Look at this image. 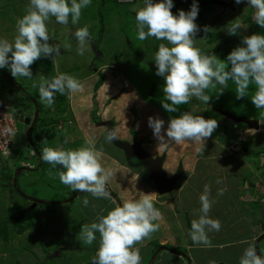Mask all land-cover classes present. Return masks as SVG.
<instances>
[{"label": "rangeland", "instance_id": "1", "mask_svg": "<svg viewBox=\"0 0 264 264\" xmlns=\"http://www.w3.org/2000/svg\"><path fill=\"white\" fill-rule=\"evenodd\" d=\"M104 1L105 2L101 4V0H92L91 5L82 10V15L77 25H72L71 22H69L67 27L62 26L56 23L54 17L48 22L49 33L53 38H50L49 43H59L61 45L60 57L58 59L59 61L61 60L62 68L66 69V74L72 75L78 80L85 76V81L89 84L94 83L98 79V73L89 77L85 75V73L88 72V65L95 67L98 64V59L96 58L95 60L93 58L95 55L94 47H96L103 55L99 64H102L103 61V63L105 62L106 64L114 65L120 70V73L117 70L115 71L119 80L122 81L123 79L125 82L128 80L129 83H133L132 86L134 89L132 88V90L135 93L134 101H142L139 96H137V94H140L144 97L145 101H149V104H152L154 107H158V105L161 106L162 109H159L162 112L164 110L165 114L169 117L172 115L177 117L176 115L179 116L182 112H190L193 115H201L205 119H216L219 126L213 132L212 136L206 139L205 143L207 142L213 145L214 141L220 138L219 141H221V145L219 148L222 147L223 150V155L221 156L223 161L226 157H229L230 160V157H232V159H237V153H241L242 149L247 146H249L252 151L259 152V150H254L252 147L253 145H250V143L256 144L261 141L264 142V133H258L253 136L248 133L249 126L247 124L236 121L223 114V111H229L237 116L241 115L249 117L250 119L259 120L261 118L260 113L264 112V109H257L250 99L251 95L254 93V87L250 86L249 96L237 99L235 93L236 85L233 81L229 80L228 87L223 89V93L217 99L220 106H217L212 99L205 104L196 98H192L188 104L179 106L177 112H167L161 104V100L163 99L162 86L164 85V78L156 75L154 56L155 52L158 50L159 44L164 43L169 47H171V45H168L167 41L156 40L154 37H149L144 41L138 39L135 12L132 11V9L134 7H142L143 0H133L131 3L123 2L122 4H118V0L117 2L116 0ZM204 1L208 0H196V3L203 6L202 4H204ZM226 1L235 2V0ZM153 2L156 3L159 2V0H153ZM192 3L193 0H173L174 7L171 11L174 15H178L180 10L187 12L190 10ZM28 4L29 0H0L1 38H6L9 41L14 39L17 34L16 22L25 14ZM252 9L253 8L248 6V0H243L241 4H236L235 8L227 9L225 11L218 5L213 6L211 9L203 8L202 10H199V17H197L195 23L199 26L200 31L196 34L195 46L204 54L214 53L221 60H226L228 54L235 47L241 46V38L243 36L254 33L264 35V28H261L254 23L253 16L249 23L245 19V17L249 15V12L254 10ZM235 19L241 24L242 29L240 30V34L228 35L226 32V25ZM85 25H90L89 31L92 39L90 41V51L86 52L84 56H80L76 52V41L71 33L74 32L76 28ZM205 26L210 29L208 32L203 30ZM66 40L72 43L71 50L63 48V43ZM135 49L137 50L136 52H134ZM46 61L41 62V65L46 67L47 72H44L45 76L47 75L50 78L52 76H57V74L55 75L53 73L51 66H47ZM33 66H36V64L33 63L31 67ZM0 70L2 71L0 74L3 76L2 82L3 80H8V76L11 74L8 68ZM32 75L33 77L31 79H33V83L37 84L39 83L41 76H43V74L39 75L34 71H32ZM31 79L25 77H16L13 79L15 84L21 86L23 89L22 91V89L17 87L14 91L20 92L21 94L24 92V96L26 97V103L23 105L21 104V106L18 103H14L13 99H9V103L5 102L4 97L6 96L0 93V99L2 102L9 104V111L12 114L19 112L25 114V116H32L35 107L33 101L35 97L38 101L39 95L37 92L38 88L30 90L28 82ZM214 90L215 89L206 90L205 94L211 95ZM94 92L96 93V91ZM95 93H93L92 98ZM10 100H12V103ZM127 100L129 102V98ZM38 102L39 104L42 103L40 102V99ZM155 102L158 105H156ZM64 103L62 104L63 106L66 105ZM97 104L99 105L97 100H95V102L93 100L92 108L89 110L88 116L99 117L103 114V116L106 117L107 114L105 113L104 115L105 108L104 110L103 108L99 109ZM127 106L128 105H125L123 107L126 108ZM140 108L141 107H138L135 111L133 108L132 111L135 114H138L139 118L144 116V118L147 116L151 117L148 115L147 111ZM137 111L138 113H136ZM122 114L125 115V113L121 112L118 114V117H123ZM138 115L135 117H138ZM52 116L54 117L55 115ZM105 124L110 125L109 122ZM53 133H60V130H56L55 128L47 130V134ZM134 133L136 132L132 125L131 134ZM26 134L27 132L24 131L23 125L18 122L12 157L7 159L0 155V228L4 231V233H0V264H59L55 256L60 247L56 246L59 244L64 246V248L61 249V254L64 257L63 264H83L82 259H86L87 261V259L91 258L92 260L94 257L93 255H95L93 254V249L96 246L95 242H93L92 245H82L79 241V231L81 226L91 223L89 222L90 214L87 213L90 212V209L83 206L81 203L82 198L80 196H72V189L69 186L62 184L59 181L58 176L53 177L48 175V170L52 166L45 162H40V159H38V151L36 149H34L36 154L31 155L29 149L34 147L32 144H29L30 139L27 138ZM60 134H63V131H61ZM33 136H35V138L37 136L40 140H38L39 142L36 141L34 144V146L40 151L44 146L40 142L45 139L50 141V138L46 137L41 130H37V127L34 129ZM118 137V140H125L129 143H132L133 140H135L134 143L139 145V148L147 150V153L150 154L147 144L144 145V148L143 144L134 136L132 139H127L129 136L125 137L123 135ZM33 138H31L32 141L34 140ZM76 139L78 138L71 136L70 143L64 142V144H60L65 150L77 149L84 145L83 142L77 141ZM151 143L157 144L159 142L154 137ZM60 144L57 146H60ZM99 144L100 146L103 145L104 148H109L111 152L119 155V157L125 158V154H122L118 148L115 149L114 141L109 144L105 142L104 138L100 140ZM197 145L198 144L194 145V143L190 141L182 142L180 146L183 148V151H186L183 156L179 155L178 161L184 163V161H188V157L193 159V161H196L195 157L198 158L199 155L195 152L196 149L194 151L190 149ZM161 149L163 150L164 148ZM157 156L161 155L153 154V157ZM127 158H134L141 163V159L138 156L129 155ZM198 159V161H202L201 158ZM163 160V164L172 165L173 168L171 170H174L171 174H167L168 177H171L178 172L181 176L190 173V175L198 181L197 184H194L193 190L190 189L189 185H187V183L185 184L183 180H177V185H175L177 192L181 191L183 197H188L187 200L182 201L180 205L189 209L188 213L192 216V220L199 218V214H194V210L200 208L199 197L204 192L206 186V184L201 183L200 179L206 178L210 182V178H217L220 183L223 181V184L216 186V192L214 194H219L220 190L223 192V189H225L226 186L224 192L229 191V198L226 205H224V212L216 211L214 200H212L214 209L212 213L214 212V217L211 215V211L209 216L213 219L216 217L215 219H218L221 223H225L233 220V218H228L226 220V215L237 216L239 210L244 208L246 212L245 220L247 226V233H245V235L249 234L253 228L259 229L260 223H262V225L260 226L258 232L259 235L257 237L264 235V210L260 207V204L258 205V201L255 202L256 206L248 204L246 208V204L244 207L242 206L243 203L241 201L245 200L244 203L251 202L257 198V196L254 195V185L246 179V170L244 172L239 170L237 174L235 171L231 174L233 178L236 175L241 176V178L244 176V178H242L244 184L242 190L244 195L242 193L238 195V192L232 191V188H234V185L231 183L233 178H230L226 174V171H223V168L221 170L217 168L216 170H212L210 168L212 167L211 162L205 164L202 168L195 166L194 169L192 168L188 170L185 168L186 166L184 164H176L177 159L173 157H167L166 159L163 158ZM230 160H228V163L231 166ZM216 162L217 161H212V163ZM257 164L258 163L252 159L242 162L244 169L247 168L248 170H250L252 166L254 167V165L259 167ZM141 165L143 166V164ZM59 170H62L61 165H58L56 169H53V172H58ZM233 182H236V180ZM207 186H210L209 183ZM210 188L212 187L210 186ZM234 193L236 195H234ZM235 196H237V200L240 201L237 204ZM69 197L71 200L68 204L53 207V214L46 213L47 205L44 203H39L36 207H33V202H35L34 200L36 199H55L54 201H56L59 198ZM218 197L220 196L218 195ZM230 199L232 201L229 202ZM250 212L253 214L252 217L249 214ZM254 212H260L262 214L259 213V215L262 216L255 219ZM248 215H250V217ZM182 219L186 221L185 213L183 214ZM243 221V219L240 220V224L243 223ZM218 233L214 234L209 232L208 234H213L216 238L220 237L218 236ZM252 233L253 230L250 234ZM96 236L98 237L97 234ZM215 238H213V241H215ZM229 239L232 240V238ZM79 248H83V250ZM238 253L239 250L234 251L232 247H225V249L221 247L215 249L214 253L211 255H214L217 258H224L226 261H232L238 256ZM208 257H210V255ZM153 259L154 258H152L151 261H153ZM147 261L146 264L148 263Z\"/></svg>", "mask_w": 264, "mask_h": 264}, {"label": "clouds", "instance_id": "2", "mask_svg": "<svg viewBox=\"0 0 264 264\" xmlns=\"http://www.w3.org/2000/svg\"><path fill=\"white\" fill-rule=\"evenodd\" d=\"M242 2L243 0H235L236 4ZM91 3L92 0H29L25 14L16 22L17 34L14 39L9 41L0 38V69L8 68L13 78L31 79V65L35 61L41 57L53 60L60 55L61 45L49 43L52 38L48 28L50 19L54 17L56 23L65 27L69 22L77 25L82 10ZM248 6L255 10L254 23L264 28V0H248ZM173 7V0H159L156 3L153 0H143L142 7L132 9L135 12L139 40L154 37L171 45L169 47L164 43L159 44L154 56L156 75L164 78L162 107L169 113L177 112L179 106L188 104L192 98L207 104L211 96L205 94L206 90L216 89L217 85L221 89L227 88L228 81L231 80L236 85L237 99L249 96L250 86L254 87L250 99L257 109H264V35L254 33L243 36L241 46L235 47L226 60H221L214 53H202L195 46V37L200 31L195 23L199 12L196 0H193L189 11L180 10L178 15L172 13ZM89 29L90 25H85L71 33L76 41V52L80 56L90 51L92 36ZM241 29V24L236 19L226 25L228 35H239ZM203 30L208 32L210 29L205 26ZM63 48L71 50L72 43L66 40ZM32 87L38 88L40 102L50 108L55 103L56 93L67 94L71 99L85 85L76 77L63 73L52 79L41 76L39 83H33ZM222 93L223 90L219 92ZM260 117L258 122L264 124V112L260 113ZM164 125L165 121L159 117L148 118V126L159 142L158 147L190 141L201 145L198 151L202 153L206 139L219 126L216 119H205L190 112L171 117L166 130ZM7 131L14 135L12 129ZM257 131L248 129V133L253 135ZM117 138L119 137L115 129L108 130L105 142L111 144ZM41 144L45 146L40 152L41 155L38 153V159L52 166L48 170L49 176H58L59 181L73 191L90 193L97 199L111 198L106 186L113 173L102 162L103 145L97 149L95 142L89 140L77 149L65 150L61 146H47V139ZM29 151H34L31 155L36 154L34 148ZM12 155L13 152L10 157ZM58 165L62 166V170L53 172ZM219 194H223L222 190ZM199 202L200 208L194 210L199 218L191 221L188 235L194 245L210 248L213 245L208 233L220 231L222 224L218 219L209 216L213 201L207 185L199 197ZM89 203L85 196L82 200L83 206L88 207ZM162 218V213L154 205L152 195L143 193L138 198L124 200L122 204L108 211L107 215L98 216L90 224L82 225L79 241L82 245H92L99 233V247L90 264H141L140 249L136 245L143 243L146 238L150 239L159 230L158 221H162ZM239 264H264V255L259 254L254 245L249 244L244 249Z\"/></svg>", "mask_w": 264, "mask_h": 264}, {"label": "crops", "instance_id": "3", "mask_svg": "<svg viewBox=\"0 0 264 264\" xmlns=\"http://www.w3.org/2000/svg\"><path fill=\"white\" fill-rule=\"evenodd\" d=\"M1 38V35H0ZM60 56H56L53 58L49 57H41L42 60H37L34 62L36 66L31 67V71L36 72L37 74L43 76L47 79H52L53 76L50 78L49 76H45L46 67H43L41 65V62L46 61L47 66H51V69L53 70V73L56 75L67 73L65 68H62L61 66V60L59 61ZM94 58V57H93ZM101 58H103V55H101ZM98 58V64L95 67H91L90 65L87 66L88 72L85 73V75L92 76L96 75L98 73L103 74V79L100 85L95 88L94 83L89 84L87 81H85V76L80 78L79 80L84 83L85 87L84 89L79 92L72 95V98L69 99L68 95H61L60 93H56L55 95V103L52 107H45L44 104H39V97L38 101L35 97L33 103L35 104V108L38 109V113L36 115V122L33 126L31 133L29 136H27L29 144H32L34 149L40 153L41 151L34 146L35 142L39 139L35 138L33 136L34 129L37 127V130H41L42 133L48 138H50V141H48L47 146L50 147H57L58 144L64 142L70 143V137L73 136L77 141L83 142L85 145L86 141L93 140L96 144L97 149L100 148V140L105 138V135L108 130H116L117 136L123 135L125 137L129 136L127 139H132L133 136L137 138L142 144L143 147L145 144L149 147L150 154L153 156V154L161 155L160 157L166 159L167 157H173L177 159L176 164H184L188 170L194 169L195 166L198 168L204 167L205 164H209L211 162L210 167L212 170L222 169L223 171H226V174L230 177L231 174H233L236 171V174L239 170L245 171V176L247 181L251 182L254 185V195L257 196L256 199L252 200L251 202H245L241 201L243 204L242 206L245 208L248 205H255V202L258 201V205L260 204V207L264 210V142H258L253 145L252 147L254 150H259V152L252 151L249 146L244 147L241 151V153H237L238 155L236 158L226 157L224 161L221 159V156L223 155L222 147L219 148L221 145L220 138L216 139L214 141L213 145L211 143H205L203 153L198 151L202 146L197 145L194 148L190 149L197 153L199 155L198 158H201L202 161H198L199 159L197 157L196 161H193V159L188 157V161H184V163L181 161L179 162V155L183 156L186 150L183 151V148H181L180 144L177 145L175 143L169 144L167 147L161 146L158 147V144L151 143V141L154 138L152 129L148 126V116L146 118L140 117L138 114H135L132 109L134 108L137 110L138 107H141L143 110L147 111L148 115L151 117H159L160 119H163L165 121L166 127L169 119L168 115L165 114L164 110L163 112L160 110L162 109L161 106H159L156 102V105L158 107H154L152 104H149V101H145L144 97L140 94H137L139 96L140 100L142 101H134V95L131 82H127L119 80V77L116 70L120 73V70H118L114 65L112 64H106L105 62L102 64H99V61L101 59ZM95 59V58H94ZM96 60V59H95ZM66 61V60H65ZM40 62V63H39ZM40 67V68H39ZM63 69V70H62ZM0 72H2L0 70ZM47 72V71H46ZM53 74V75H54ZM3 76L0 74V93L4 94V100L5 102L9 103V99H13L14 103H18L20 106L26 103V97L24 96V92L21 94L20 92H15V88H21V86H17L14 82V78L11 74L8 76V80H3ZM84 78V79H83ZM84 80V81H83ZM33 79H31L28 82V86L30 87V90L33 89L32 83ZM13 86V87H12ZM96 91V93L94 91ZM23 91V89H22ZM38 92V89H37ZM94 94V97L92 98ZM39 95V92H38ZM129 98V102L128 99ZM93 100H97V106L100 108H105V113L107 114L106 117L101 114L99 117H89V110L92 108ZM12 103V100H10ZM62 101V102H61ZM65 102V103H64ZM66 104L63 106L62 104ZM9 105V104H7ZM18 105V106H19ZM128 105L126 108L123 106ZM140 108V109H141ZM160 108V109H159ZM108 109V110H106ZM120 109V110H119ZM141 111V110H138ZM138 111L136 113H138ZM125 113L123 117H118L119 113ZM19 113V112H16ZM25 115V114H24ZM52 115H55L54 117ZM138 117H135L137 116ZM28 116V115H26ZM34 116V112L32 114ZM29 116V117H32ZM178 117V115H176ZM110 123V125H107L105 123ZM38 123V126H37ZM71 123V124H70ZM70 124V125H69ZM147 124V128H146ZM133 125L134 131L136 133L131 134V126ZM55 128L56 130L63 131V134L60 133H53V134H47L48 129ZM167 128V127H166ZM125 129V130H124ZM258 133H264V129H259L256 134ZM31 134L32 137L36 139V141H31ZM256 134H252L255 136ZM51 135V136H50ZM40 141V140H39ZM38 141V142H39ZM144 141V142H143ZM73 142V141H72ZM149 142V143H147ZM41 143V142H40ZM39 144V143H38ZM115 144V140H114ZM194 145H196L194 143ZM45 146V145H44ZM43 146V147H44ZM61 146V144H60ZM62 147V146H61ZM190 147V146H189ZM119 149L122 154H125L124 151L119 148L115 144V149ZM145 148V147H144ZM161 148H164L163 150ZM145 150V149H144ZM147 152V150H145ZM41 155V153H40ZM125 158L119 157V155L115 154L114 152H111L109 148L103 147V154H102V162L105 167L111 169L113 176L112 179L109 181V183L106 186L107 191L110 193V199L106 198H93L90 193L85 192H77L72 190V196H80L81 203L85 196L88 197L90 203L88 206V209H90V212H87L90 214L89 222H93L96 220V218L100 215H107L108 211L113 209L115 206L122 204L124 200L129 198H138L143 193H150L153 197V202L155 207L162 213V221H158L160 223V228L157 232L153 233L151 235L150 239H145L143 243L136 245L140 249L141 254V264H239L240 257L246 247L249 246V244L254 245L257 249V252L261 255H264V237L258 240L259 237V230L262 223H260L259 229L253 228V233L245 235L247 233V226H246V212L245 209L239 210L237 216H230L226 215V220L228 218H233L232 221L228 222H222L221 230L216 232L212 231V233L216 234L218 233V236L220 237H214L213 234H208L209 239L211 241L212 247H204V246H197L194 245L191 241L188 232L191 228V220L192 216L190 213H188L189 209L186 207H182L180 203L182 201L187 200L188 197H183L181 194V191L176 190V186L174 189L165 194H161L156 186L154 185L153 181L149 178V175L145 169L144 166L141 165L140 162L136 161L134 158H127L126 155H124ZM256 161L259 167L252 166L250 170L244 169V166L242 165L243 161L250 160ZM228 160L231 162V166L228 163ZM162 159V164H163ZM168 161V160H166ZM212 161H217L216 163H212ZM169 162V161H168ZM238 162V163H237ZM43 163V161H42ZM200 165V166H199ZM40 166V165H39ZM220 166V167H219ZM173 167L172 165H165L163 164V169L166 171L167 174H171V170ZM175 169V168H174ZM209 169V168H208ZM248 170V171H247ZM235 178V179H234ZM232 179V184L234 185V188H232L233 192H238V195L242 193L244 195V192L242 190L243 188V182L242 178L244 176H234ZM210 182L206 178H201L200 181L202 184H208L212 187L210 189V198L211 200H214V204L216 207V211L224 212V205H226L228 198H229V191L223 189V194H214L216 191V186L223 184L217 183L219 179L217 178H210ZM183 180L184 183L189 185L190 189L193 190L194 184H197L198 181L194 179L190 173L185 174L184 176H179L177 179ZM236 182H233L235 181ZM177 185V183H175ZM77 194V195H76ZM241 194V195H242ZM218 195L220 197H218ZM223 195V196H222ZM234 195H236L234 193ZM237 195V196H238ZM253 195V196H254ZM237 196H235L236 204L240 201L237 200ZM252 196V197H253ZM225 197V198H224ZM34 200V199H33ZM55 199L51 200H45V199H36L33 202V207H36L39 203H44L47 205L46 213L53 214L54 208L58 207L63 204H68L71 198H59L56 201ZM232 201L231 199L229 202ZM56 205V206H54ZM51 207V208H50ZM213 204L211 209V215L214 217L213 211ZM253 212V211H252ZM252 212L249 214L252 217ZM185 213V219L183 218V214ZM260 213V212H259ZM259 213L254 212V218L257 219L259 216ZM217 214V213H216ZM262 214V213H260ZM250 215H248L250 217ZM220 217V216H219ZM216 218V217H215ZM214 218V219H215ZM244 220L243 223L240 224V220ZM262 222V221H261ZM264 222V221H263ZM224 223V224H223ZM250 229V227H249ZM98 237L95 242V248L94 253H96L98 247H99V233H97ZM213 238H215V241H213ZM229 238H232L230 240ZM59 247L60 255L56 256L57 261L59 264H63L64 257L61 254V249L64 248L63 245H57L56 247ZM233 248L234 251L239 250L238 256L234 258L232 261H226L224 258H217L214 255H211L214 253L215 249L219 248ZM55 249V248H54ZM81 249V248H79ZM83 250V248L81 249ZM87 250V248H86ZM260 250V251H259ZM210 255V257H208ZM95 256V255H93ZM153 261H151V259ZM60 260V261H59ZM91 258L82 259L83 264L88 263L90 264ZM77 261V260H76ZM75 261V262H76Z\"/></svg>", "mask_w": 264, "mask_h": 264}, {"label": "water", "instance_id": "4", "mask_svg": "<svg viewBox=\"0 0 264 264\" xmlns=\"http://www.w3.org/2000/svg\"><path fill=\"white\" fill-rule=\"evenodd\" d=\"M209 2H212L214 4H217L223 8V10L227 9H233L235 8V2L234 1H226V0H208ZM204 1V3L208 2ZM227 117L233 118L236 121L243 122L249 126V128L252 129H264V124H260L258 122V119H250L246 116L236 115L234 113H231L229 111H223ZM38 113V109L35 108L34 116L29 117L25 116L23 113H16V119L19 123L23 125L24 130L27 132V136L30 135L31 130L36 122V115ZM135 140H133L132 143H129L125 140H118L115 139V144L121 148L126 156L132 155V156H138L141 159V164L145 167L149 178L153 181L154 185L156 186L157 190L161 194L169 193L171 192L174 187L177 179L179 178L180 174L179 172L172 175L171 177L167 176V173H165V170L163 169L162 164V157L157 156L153 157L149 153H147L145 150L139 148V145H136ZM264 237V235H261ZM259 237L261 239L262 237ZM57 256L60 255V250L56 253Z\"/></svg>", "mask_w": 264, "mask_h": 264}, {"label": "built area", "instance_id": "5", "mask_svg": "<svg viewBox=\"0 0 264 264\" xmlns=\"http://www.w3.org/2000/svg\"><path fill=\"white\" fill-rule=\"evenodd\" d=\"M132 0H118V2H131ZM17 119L15 114L9 111V105L0 99V155L9 158L12 154L14 145V136L17 132ZM7 129H12L14 135L10 134ZM34 154V151H31Z\"/></svg>", "mask_w": 264, "mask_h": 264}, {"label": "trees", "instance_id": "6", "mask_svg": "<svg viewBox=\"0 0 264 264\" xmlns=\"http://www.w3.org/2000/svg\"><path fill=\"white\" fill-rule=\"evenodd\" d=\"M105 1L104 0H101V4L102 3H104ZM203 6H200V5H198L199 6V10H202L203 8H206V9H211L213 6H217V4H214V3H212V2H206V3H204V4H202ZM235 5H236V3H235ZM219 6V5H218ZM253 10V9H252ZM200 12V11H199ZM199 12H198V15H199ZM253 14H254V10L253 11H250L249 12V15L248 16H246L245 17V19H246V21L249 23L250 22V19L252 18V16H253ZM199 17V16H198ZM131 42V41H130ZM96 43V42H95ZM94 43V44H95ZM96 46V45H95ZM137 50L135 49L134 50V52H136ZM94 52H95V55H94V58L96 59H98L99 57L101 58V52H100V50L99 49H97L96 47H94ZM38 60H42V59H38ZM40 63V62H39ZM102 79H103V74L102 73H99V75H98V79L96 80V82H95V84H94V86H95V88H97L99 85H100V83L102 82ZM221 90H223V89H221V86L220 85H217V87H216V89L214 90V92H213V94H211V95H209V96H211V99L213 100V102L217 105V106H220V103H219V101H217V99L219 98V96L221 95V94H219V92L221 91ZM33 138V137H32ZM34 140L33 141H36V139L35 138H33ZM19 217V216H18ZM0 233H4V231H3V229H1L0 228ZM7 235V234H6Z\"/></svg>", "mask_w": 264, "mask_h": 264}]
</instances>
